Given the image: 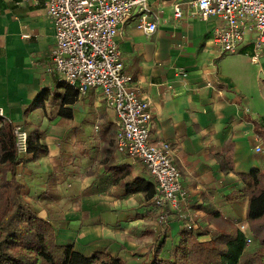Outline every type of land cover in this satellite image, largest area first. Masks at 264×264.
<instances>
[{
    "label": "crops",
    "instance_id": "0c3cea01",
    "mask_svg": "<svg viewBox=\"0 0 264 264\" xmlns=\"http://www.w3.org/2000/svg\"><path fill=\"white\" fill-rule=\"evenodd\" d=\"M177 3L182 15L175 19ZM45 4L0 1V119L27 134L16 180L24 201L54 226L57 243L83 254L106 249L137 264L136 251L120 241L133 223L151 224L143 232L164 237L163 258L187 221L200 242L224 225L248 229L242 177L264 170V49L256 60L249 43L220 55L211 42L220 20L193 16L189 0H149L152 33L138 28V11L119 26L124 73L150 102V140L175 148L188 200L182 212L167 210L161 224L155 178L117 150L115 113L98 90L81 95L53 71L55 29Z\"/></svg>",
    "mask_w": 264,
    "mask_h": 264
},
{
    "label": "built area",
    "instance_id": "2783aa9c",
    "mask_svg": "<svg viewBox=\"0 0 264 264\" xmlns=\"http://www.w3.org/2000/svg\"><path fill=\"white\" fill-rule=\"evenodd\" d=\"M148 1L46 0L45 13L55 29L49 54L53 71L81 95L89 89L100 92L106 107L118 119L117 150L141 160L155 178L157 194L153 203L161 211L159 222L165 223L167 210L182 212L188 203L175 148L167 142L150 140V102L124 73L115 43L119 26L133 11L141 14L139 29L146 33L155 31V23L149 22L146 15L150 11ZM189 5L194 9L192 15L199 19L220 20L211 39L220 55L232 54L249 43L256 60L264 49V0H189ZM181 15V5L177 3L173 16L178 19ZM13 133L17 154L26 153L27 134L18 127ZM255 152L261 153L262 149L257 146ZM194 227L192 220L183 224V228ZM239 229L243 233L247 230L244 225ZM246 244H250V239H246Z\"/></svg>",
    "mask_w": 264,
    "mask_h": 264
},
{
    "label": "trees",
    "instance_id": "16d2710c",
    "mask_svg": "<svg viewBox=\"0 0 264 264\" xmlns=\"http://www.w3.org/2000/svg\"><path fill=\"white\" fill-rule=\"evenodd\" d=\"M13 131L10 123L0 119V264H127L105 252L83 254L72 245L56 242L53 225L22 197L23 187L16 180L19 158ZM242 178L249 198L244 233L224 225L210 241L200 242L193 229L183 228L178 245L166 258L160 257L163 237L141 264H264V170Z\"/></svg>",
    "mask_w": 264,
    "mask_h": 264
},
{
    "label": "rangeland",
    "instance_id": "374dc122",
    "mask_svg": "<svg viewBox=\"0 0 264 264\" xmlns=\"http://www.w3.org/2000/svg\"><path fill=\"white\" fill-rule=\"evenodd\" d=\"M158 222H159V220H158ZM159 223L163 224L164 222H159ZM164 224H166V223H164ZM136 225H139V224H136V223L130 224L129 227L131 229L133 227H139L138 230L134 231V230H129L130 228L127 229L126 233H123L120 235V241H126L127 243H129L128 245L130 247V250H133V252L136 251V253H137L136 254L137 258H138L137 264H141V263H144V261L147 260V258L152 254V252L155 249V246L157 244L158 239H160L161 237L155 239V236L151 237L149 235H146L143 232L144 229L151 227V224H145L143 227L136 226ZM53 228H54V226H53ZM237 228H239V227H237ZM139 229H142V230H139ZM54 230H55V228H54ZM164 233L165 232L161 231V234H164ZM55 240H56V236H55ZM56 242H57V240H56ZM96 252H105V253L111 255L109 252H107L106 249H100V250H97ZM162 254L163 253L161 251L160 257L162 256ZM111 256H113V255H111ZM113 257H117V256H113ZM121 260L126 262L123 259H121Z\"/></svg>",
    "mask_w": 264,
    "mask_h": 264
}]
</instances>
